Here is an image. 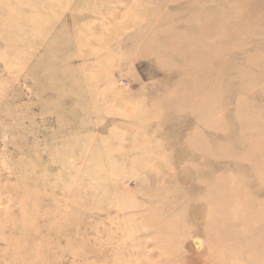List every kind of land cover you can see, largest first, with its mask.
<instances>
[{
  "label": "rangeland",
  "instance_id": "1",
  "mask_svg": "<svg viewBox=\"0 0 264 264\" xmlns=\"http://www.w3.org/2000/svg\"><path fill=\"white\" fill-rule=\"evenodd\" d=\"M262 159L264 0H0V264H264Z\"/></svg>",
  "mask_w": 264,
  "mask_h": 264
},
{
  "label": "bare ground",
  "instance_id": "2",
  "mask_svg": "<svg viewBox=\"0 0 264 264\" xmlns=\"http://www.w3.org/2000/svg\"><path fill=\"white\" fill-rule=\"evenodd\" d=\"M256 143H258V142H256ZM253 147H254V145H252ZM260 146V145H259ZM252 147V148H253ZM258 165H260V166H264V159H262L259 163H258ZM262 182L264 183V178H263V180H262Z\"/></svg>",
  "mask_w": 264,
  "mask_h": 264
}]
</instances>
